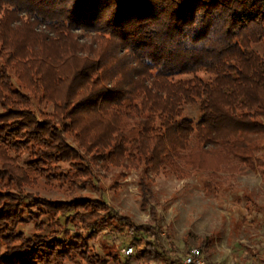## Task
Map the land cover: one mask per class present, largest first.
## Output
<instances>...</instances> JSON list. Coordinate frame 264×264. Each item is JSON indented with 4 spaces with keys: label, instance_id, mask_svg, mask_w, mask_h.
<instances>
[{
    "label": "trees",
    "instance_id": "obj_1",
    "mask_svg": "<svg viewBox=\"0 0 264 264\" xmlns=\"http://www.w3.org/2000/svg\"><path fill=\"white\" fill-rule=\"evenodd\" d=\"M259 45L264 0H0V264H121L88 240L124 220L145 235L137 260L175 264L156 225L25 190L45 179L84 192L94 167L208 172L206 190L240 166L264 175ZM43 104L52 114L35 112ZM194 105L197 123L184 116ZM150 185L140 182L144 208Z\"/></svg>",
    "mask_w": 264,
    "mask_h": 264
},
{
    "label": "rangeland",
    "instance_id": "obj_2",
    "mask_svg": "<svg viewBox=\"0 0 264 264\" xmlns=\"http://www.w3.org/2000/svg\"><path fill=\"white\" fill-rule=\"evenodd\" d=\"M253 48L264 57L263 46ZM34 110L52 114L53 105L35 106ZM184 116L197 123L198 105L186 106ZM27 155L24 153L21 165ZM59 167V174L70 170L67 164H59ZM93 169L98 178L91 179V185L84 192L72 194L67 191L68 186L45 179L25 191L52 201H70L75 197L104 201L111 215L129 219L136 226L156 225L166 248L169 247L166 234H170L171 249L176 252L172 257L175 264H181L193 248L200 249L213 264H264V175L261 169L251 171L240 166L234 174L223 173L219 187L210 190H206L211 181L208 172H192L181 179L162 172L147 177L144 168L136 171L110 167L107 172L97 167ZM142 180L151 184L153 197L148 208L142 207ZM152 207L156 220L151 215ZM26 211L35 210L27 207ZM126 223V220L109 223L98 231L96 238L88 240V245L101 256L118 254L121 264H154L136 259V241L145 235L131 234ZM20 229L27 234L34 230L32 224ZM129 247L135 249V254L127 257L125 251Z\"/></svg>",
    "mask_w": 264,
    "mask_h": 264
},
{
    "label": "built area",
    "instance_id": "obj_3",
    "mask_svg": "<svg viewBox=\"0 0 264 264\" xmlns=\"http://www.w3.org/2000/svg\"><path fill=\"white\" fill-rule=\"evenodd\" d=\"M134 254H135V249L133 247H129L127 251H125V255L127 257L133 256ZM181 264H213V263H210L205 259L204 254L200 249L193 248L182 259Z\"/></svg>",
    "mask_w": 264,
    "mask_h": 264
}]
</instances>
